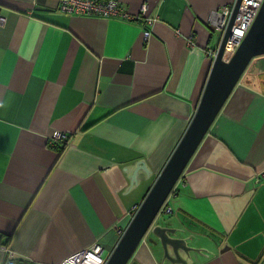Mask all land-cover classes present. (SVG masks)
Returning a JSON list of instances; mask_svg holds the SVG:
<instances>
[{
	"label": "crops",
	"instance_id": "0c3cea01",
	"mask_svg": "<svg viewBox=\"0 0 264 264\" xmlns=\"http://www.w3.org/2000/svg\"><path fill=\"white\" fill-rule=\"evenodd\" d=\"M111 1L131 18L0 0V264L111 252L194 115L235 2ZM252 61L156 221L198 249L185 264H264V56ZM132 261L172 264L150 232Z\"/></svg>",
	"mask_w": 264,
	"mask_h": 264
},
{
	"label": "water",
	"instance_id": "95a60500",
	"mask_svg": "<svg viewBox=\"0 0 264 264\" xmlns=\"http://www.w3.org/2000/svg\"><path fill=\"white\" fill-rule=\"evenodd\" d=\"M240 2L241 0L234 2L228 27L219 40L216 57L210 63L201 98L186 131L107 255L104 264H138L132 261L133 254L149 232L158 239L163 259L172 264H185L181 253L189 258L191 252L198 251L188 245L187 240L178 234V229L157 223L156 218L250 62L264 56L263 1L251 27L230 60L226 62L222 59ZM139 171L148 172L140 161L132 171V182L136 180Z\"/></svg>",
	"mask_w": 264,
	"mask_h": 264
},
{
	"label": "built area",
	"instance_id": "2783aa9c",
	"mask_svg": "<svg viewBox=\"0 0 264 264\" xmlns=\"http://www.w3.org/2000/svg\"><path fill=\"white\" fill-rule=\"evenodd\" d=\"M263 1L264 0H241L238 12L231 27V34L224 47V53L222 55L224 61L228 62L230 60L242 42ZM233 7L234 3L222 10L220 19L214 27L220 38H222L228 27ZM142 9H145V5H143ZM58 10L61 13L85 17L90 15L110 16L118 14L125 18H131L126 12H122L119 9L116 2L111 0L103 2L100 0H58ZM149 36L150 32L145 31L144 37L147 39ZM216 54L217 48L209 52V59L212 61L216 57ZM53 137L54 139L61 140L63 143L66 142V136L60 133H54ZM137 207L138 206L134 207L133 214L136 212ZM104 262L105 258H103L102 255V247L98 244H94L78 253L70 255L61 264H104Z\"/></svg>",
	"mask_w": 264,
	"mask_h": 264
},
{
	"label": "trees",
	"instance_id": "16d2710c",
	"mask_svg": "<svg viewBox=\"0 0 264 264\" xmlns=\"http://www.w3.org/2000/svg\"><path fill=\"white\" fill-rule=\"evenodd\" d=\"M103 1H107V0H103ZM65 143L63 144V146L60 148V152H62V150L64 149ZM9 264H35L29 260L26 259H22V258H18V259H13V257H11L10 262H8Z\"/></svg>",
	"mask_w": 264,
	"mask_h": 264
},
{
	"label": "rangeland",
	"instance_id": "374dc122",
	"mask_svg": "<svg viewBox=\"0 0 264 264\" xmlns=\"http://www.w3.org/2000/svg\"><path fill=\"white\" fill-rule=\"evenodd\" d=\"M252 63H253V61L250 63V65H251ZM250 65H249V66H250ZM159 216H160V217H161V216L163 217V216H165V215H164V214L162 213V211H161V212L158 214V216H157V218H156V221L158 220V217H159ZM167 216H168V215H167ZM170 216H171V215H170ZM168 217H169V216H168ZM106 255H107V253L104 252V253H103V258L106 259Z\"/></svg>",
	"mask_w": 264,
	"mask_h": 264
},
{
	"label": "clouds",
	"instance_id": "9594fccd",
	"mask_svg": "<svg viewBox=\"0 0 264 264\" xmlns=\"http://www.w3.org/2000/svg\"><path fill=\"white\" fill-rule=\"evenodd\" d=\"M134 215V214H133Z\"/></svg>",
	"mask_w": 264,
	"mask_h": 264
}]
</instances>
